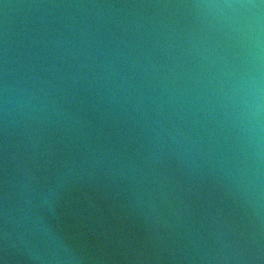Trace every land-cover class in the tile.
<instances>
[{
	"label": "water",
	"instance_id": "water-1",
	"mask_svg": "<svg viewBox=\"0 0 264 264\" xmlns=\"http://www.w3.org/2000/svg\"><path fill=\"white\" fill-rule=\"evenodd\" d=\"M0 264H264V0H0Z\"/></svg>",
	"mask_w": 264,
	"mask_h": 264
}]
</instances>
